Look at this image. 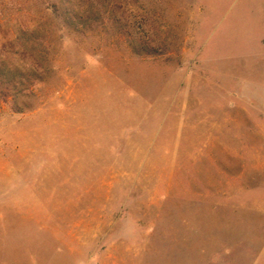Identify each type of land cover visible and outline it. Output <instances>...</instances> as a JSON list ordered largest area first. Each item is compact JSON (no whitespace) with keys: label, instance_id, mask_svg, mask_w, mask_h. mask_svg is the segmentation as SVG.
<instances>
[{"label":"rangeland","instance_id":"obj_1","mask_svg":"<svg viewBox=\"0 0 264 264\" xmlns=\"http://www.w3.org/2000/svg\"><path fill=\"white\" fill-rule=\"evenodd\" d=\"M0 264H264V0H0Z\"/></svg>","mask_w":264,"mask_h":264}]
</instances>
